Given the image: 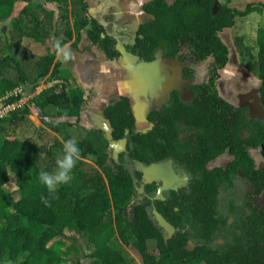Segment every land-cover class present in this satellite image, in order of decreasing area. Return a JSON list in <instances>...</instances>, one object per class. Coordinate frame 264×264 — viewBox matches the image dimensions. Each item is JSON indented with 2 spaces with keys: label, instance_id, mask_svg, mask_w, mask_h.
I'll return each mask as SVG.
<instances>
[{
  "label": "trees",
  "instance_id": "16d2710c",
  "mask_svg": "<svg viewBox=\"0 0 264 264\" xmlns=\"http://www.w3.org/2000/svg\"><path fill=\"white\" fill-rule=\"evenodd\" d=\"M218 1L150 0L142 6L150 19L137 27L125 53L147 64L156 62L161 53L164 59L180 62L185 77H191L195 65L208 63L207 76L190 87L189 101L172 91L162 106L151 110L146 117L151 128L146 132L138 131L128 97L111 99L103 116L109 125V142L122 144L121 151L106 157L102 146L108 140L75 141L80 155L74 168L96 157L101 170L89 176L95 183L87 189L76 183L63 184L50 194L38 179L41 170L55 168L63 149L53 133L64 136V142L70 139L62 134L70 127L67 122H52L38 130L45 141L39 144L13 133L31 125L25 116L28 106L0 119V264H80L67 244L74 240L73 233L89 237L93 247L90 264H134L118 242L132 246L140 264H264V208L256 205L264 195V120L251 119L245 108L225 101L217 89L230 54L221 34L233 29L238 18L260 12L264 4L248 5L240 12L218 6ZM45 2L71 6L73 27L64 32L59 47L72 40L73 30L78 39L86 30L92 45L99 46L108 60L122 57L118 40L88 17L85 0ZM36 7L34 0H0V22L10 20L7 43L0 38V99L47 77L66 83L70 78L56 63L58 50L31 37L48 40L54 31L53 13L38 19L31 12ZM26 42L43 45L45 53L34 52ZM235 44L242 56L243 38H236ZM256 45L264 109V29L258 30ZM66 86L60 91L57 86L46 89L30 101L31 107L41 112L55 107L79 121L84 94ZM20 100V96L9 97L5 105ZM252 152L263 160L261 168ZM224 154L232 157L226 167L209 168ZM167 162H172L176 178L187 176V181L177 183L176 190L165 191L164 200L159 201L162 182L147 183L143 171ZM14 181L17 186L9 191ZM154 210L176 230L168 242ZM151 242L156 244L157 255L149 252ZM189 243L194 249L187 248Z\"/></svg>",
  "mask_w": 264,
  "mask_h": 264
},
{
  "label": "rangeland",
  "instance_id": "374dc122",
  "mask_svg": "<svg viewBox=\"0 0 264 264\" xmlns=\"http://www.w3.org/2000/svg\"><path fill=\"white\" fill-rule=\"evenodd\" d=\"M97 1L90 2L92 15H90L89 10L88 17L105 24L111 35L119 37H117L121 48L119 50L122 53L119 60H108L99 46L92 45L86 30L80 34L79 39L73 30L72 40L64 47H59L60 41L65 39L64 32L68 27H73L70 4L67 7H59L55 4L45 3V0H34L37 7L31 10L32 14L38 19L44 20L49 13H53L54 31L48 40H43L37 35L31 37L36 41L44 42L52 50H58L56 63L61 70L69 73L70 78L66 83L63 80L56 81L52 77H47L36 86H23L10 93L9 96L0 99V119L8 118L11 111L28 106L29 113L25 116L30 120L31 125L25 124L20 130L13 132L17 134L19 139L44 144L43 136L38 134V130L45 129L52 122H67L70 127L62 134H68L74 141L99 139L109 142V125L104 119L103 111L111 99L121 95L128 96L131 100L138 131L146 132L151 128V124L145 119L146 115L151 110L162 106L173 90H177L181 94L183 101H189L191 98L190 87L205 80L208 63L195 65L191 77H185L183 65L176 60H164L161 53L157 55L155 62V64H159L153 68H140L141 63L135 57L125 54L123 47L133 43L137 29L136 24L145 23L150 18L141 11H136V4L142 7L150 0H102L99 5L96 4ZM217 4L218 6L226 5L242 12L246 10L248 5L260 7L264 4V0H219ZM119 12L122 14L118 16ZM115 21H119V23L116 24ZM9 27L10 20L0 22V38L4 44L8 41ZM88 29H90V25ZM260 29H264V7H261L260 12H254L245 18H238L233 29L225 30L221 34L230 54L227 67L220 72L217 89L225 101L237 108H245L251 119L264 120V109L261 107L259 98L260 82L257 75L256 39ZM239 37L243 38L242 50L244 54L242 56L235 44L236 38ZM26 45L38 54L45 53L46 49L43 45H39V47L33 45L32 42H26ZM6 51L9 52L7 48ZM146 74L149 76L147 80L144 77ZM64 85H67V90L78 89L84 94L86 103L83 106L79 121L68 117V112H60L55 107H48L44 112L31 107L30 101L43 91L54 86H57L60 91ZM136 86L141 87L137 90L138 92H135L134 87ZM14 96H20L21 100L14 105L6 106L7 98ZM4 126L6 127V125ZM53 136L64 144V136L55 133ZM2 142L3 138L0 137V144ZM121 149L122 144L112 142L102 146V152L106 157L115 156ZM251 155L256 166L261 168L263 160L258 152H252ZM231 160L232 157L224 154L212 162L209 168H224ZM96 173H101L98 168V158L88 157L84 160L82 168H73L72 180L67 184L76 183L87 189L95 183L89 176L94 177ZM174 177L171 173L168 177L162 178L161 182L172 180ZM16 186L17 183L14 181L8 186V190H13ZM256 205L264 208V195L257 198ZM72 237L74 240H68L67 244L73 248V258L79 259L80 264H90L93 247L89 237L80 233H73ZM118 243L123 247L125 253L132 258L134 264H140L138 253L132 246L127 247L120 242ZM149 252L152 255L158 254L154 242L149 244ZM22 260L23 256L20 257L19 261ZM2 264L18 263L7 261Z\"/></svg>",
  "mask_w": 264,
  "mask_h": 264
},
{
  "label": "clouds",
  "instance_id": "9594fccd",
  "mask_svg": "<svg viewBox=\"0 0 264 264\" xmlns=\"http://www.w3.org/2000/svg\"><path fill=\"white\" fill-rule=\"evenodd\" d=\"M80 155V149L73 139H68L63 144L62 152L55 160V168L51 171L41 170L38 173L39 182L47 189L48 193L55 194L60 185L72 180V170Z\"/></svg>",
  "mask_w": 264,
  "mask_h": 264
},
{
  "label": "water",
  "instance_id": "95a60500",
  "mask_svg": "<svg viewBox=\"0 0 264 264\" xmlns=\"http://www.w3.org/2000/svg\"><path fill=\"white\" fill-rule=\"evenodd\" d=\"M148 65L149 64L143 63V62L140 64L141 67H145V66L147 67ZM171 173H172V162L151 165L148 168L144 169L143 179L147 183H151V182L161 180L162 178L168 177L169 175H171ZM186 181H187L186 176H184L183 179H178L174 177L172 180H166L163 183L162 187L159 188L158 190L157 200L163 201L164 198L162 194L165 191L176 190L175 185L177 182H186ZM153 215H154V218L158 226L164 230V233H163L164 241L168 242L176 233L175 228L170 223H168L164 219V217L160 213H158L156 210L153 211ZM193 248L194 246L191 243H189L188 249L192 250Z\"/></svg>",
  "mask_w": 264,
  "mask_h": 264
},
{
  "label": "crops",
  "instance_id": "0c3cea01",
  "mask_svg": "<svg viewBox=\"0 0 264 264\" xmlns=\"http://www.w3.org/2000/svg\"><path fill=\"white\" fill-rule=\"evenodd\" d=\"M85 1H86V2L88 3V5H89L90 15H92V14H91V7H92V6H91L90 2L93 3L94 0H85ZM99 2H102V0H98V1L96 2V4L99 5ZM45 3H46V2H45ZM135 4H136V3H135ZM135 4H134V7H135ZM97 5H96V6H97ZM139 6H140V7H139ZM139 6H137V4H136L135 10H136V11L139 10V11L142 12V10H141L142 7H141V5H139ZM142 13H143V12H142ZM120 14H122V13L119 12V13H118V16H119ZM143 14L146 15L145 13H143ZM146 16H147V15H146ZM116 18H118V17H116ZM93 19H94V18H93ZM119 19H120V18H119ZM149 19H150V18H149ZM119 21L121 22V19H120ZM119 21H117V22L115 21L116 24H118ZM148 21H149V20H147L146 22H148ZM99 22H100V21H99ZM115 22H114V23H115ZM146 22H145V23H146ZM145 23H138V24H136V27H138V26L141 25V24H145ZM102 25H104V27L107 28V27L105 26V24L102 23ZM136 30H137V29H136ZM136 30H135V32H136ZM107 32H108V31H107ZM108 34H110V33L108 32ZM110 35H111V34H110ZM112 36L115 37V38L118 40V43H119V39H118L119 37L116 36V35H112ZM117 37H118V38H117ZM119 44H120V43H119ZM126 45H128V44H126ZM126 45H125V46H126ZM118 48L121 49V48H120V45H119ZM123 48H124V47H123ZM124 51H125V50H124ZM125 54H126V53H125ZM126 55H128V54H126ZM164 60H165V59H164ZM170 61H171V60H170ZM172 61H173V60H172ZM162 63H163V62H162ZM157 64H159V63H157ZM157 64L153 63V64L148 65L147 67L145 66V67H143V68H149V67L153 68V67H155ZM167 65H168V64H167ZM167 65H165V66H167ZM168 66H169V65H168ZM163 68H165V67H163ZM166 68H167V67H166ZM165 72H166V71H165ZM167 73H168V72H167ZM144 77H145V80H147V79L149 78L148 74H146ZM134 88L136 89L135 92H138L137 90H138V89H141V87H137V86L134 87ZM133 93H134V92H133ZM121 96H122V95H121ZM127 97H128V96H127ZM106 106H107V105H105V107H106ZM104 109H105V108H104ZM145 119H146V118H145Z\"/></svg>",
  "mask_w": 264,
  "mask_h": 264
},
{
  "label": "flooded vegetation",
  "instance_id": "af4514ba",
  "mask_svg": "<svg viewBox=\"0 0 264 264\" xmlns=\"http://www.w3.org/2000/svg\"><path fill=\"white\" fill-rule=\"evenodd\" d=\"M124 47H125V46H124ZM139 63H140V62H139ZM154 63H155V62H154ZM149 65H151V64H149ZM173 91H177V90H173ZM180 95H181V94H180ZM118 97H119V96H118ZM125 97H127V96H125ZM128 98H129V97H128ZM129 99H130V98H129ZM167 99H168V98H166L165 101H166ZM181 99H182V97H181ZM182 100H183V99H182ZM165 101H164V102H165ZM132 109H133V108H132ZM133 112H134V111H133ZM134 115H135V114H134ZM146 117H147V115H146ZM135 118H136V115H135ZM136 122H137V120H136ZM183 177H184V176H183ZM183 177H181V178H179V179H183ZM186 177H187V176H186ZM158 181H161V180H158ZM155 182H156V181H155ZM177 183H179V182H177ZM162 185H163V182H162ZM176 185H177V184H176ZM176 185H175V186H176ZM188 245H189V244H188ZM187 248H188V247H187ZM193 249H194V248H193Z\"/></svg>",
  "mask_w": 264,
  "mask_h": 264
},
{
  "label": "bare ground",
  "instance_id": "6f19581e",
  "mask_svg": "<svg viewBox=\"0 0 264 264\" xmlns=\"http://www.w3.org/2000/svg\"><path fill=\"white\" fill-rule=\"evenodd\" d=\"M141 68H143V67H141Z\"/></svg>",
  "mask_w": 264,
  "mask_h": 264
}]
</instances>
